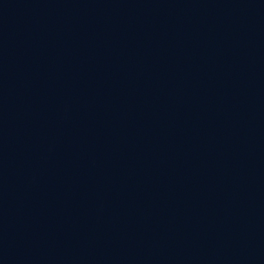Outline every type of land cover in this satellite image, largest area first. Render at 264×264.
Segmentation results:
<instances>
[{
  "label": "water",
  "instance_id": "95a60500",
  "mask_svg": "<svg viewBox=\"0 0 264 264\" xmlns=\"http://www.w3.org/2000/svg\"><path fill=\"white\" fill-rule=\"evenodd\" d=\"M0 264H264V0H0Z\"/></svg>",
  "mask_w": 264,
  "mask_h": 264
}]
</instances>
